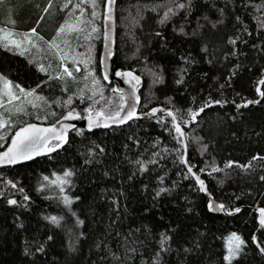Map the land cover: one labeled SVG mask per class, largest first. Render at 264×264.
I'll return each mask as SVG.
<instances>
[{
  "label": "trees",
  "instance_id": "1",
  "mask_svg": "<svg viewBox=\"0 0 264 264\" xmlns=\"http://www.w3.org/2000/svg\"><path fill=\"white\" fill-rule=\"evenodd\" d=\"M48 2L0 0V75L25 90L15 87L16 97L27 96L17 101L20 111L0 106V151L26 122H52L67 110L109 116L122 103L100 77L104 0L95 7L63 0L59 17H46L51 30L72 8L84 16L73 17L80 20L71 48L79 69L70 60L72 75L58 85L57 72L24 40ZM168 8L174 14L160 23ZM5 31L24 45L8 44ZM111 64L141 76L140 111L160 105L174 114L187 164L172 119L159 113L120 127L77 128L52 154L1 168L0 264H229L225 237L233 232L245 243L230 264H264V227L257 230L253 210L264 207V0H117ZM187 166L214 200L239 211L210 212ZM161 233L168 236L163 248Z\"/></svg>",
  "mask_w": 264,
  "mask_h": 264
},
{
  "label": "snow or ice",
  "instance_id": "2",
  "mask_svg": "<svg viewBox=\"0 0 264 264\" xmlns=\"http://www.w3.org/2000/svg\"><path fill=\"white\" fill-rule=\"evenodd\" d=\"M113 0H107V4L105 5V15H104V19L107 20L109 18L108 15V9L111 7ZM190 2V0H189ZM91 3L93 5V7H95V0H91ZM79 5H73V7H78ZM186 7V5L184 4H176L175 8L179 9V8H184ZM47 9H45L46 11ZM81 11H83V9H81ZM170 14H174L173 12V8H168L167 11L164 13V15L160 18V23H164L169 19ZM93 17L97 16V13L95 11H93L92 13ZM79 19V18H78ZM65 25L62 24L60 26V28L57 29V33H60L62 29H64ZM73 30H78L76 28L75 25L72 24H68V31L71 32ZM93 31H95V28H93ZM181 31H183V29H181ZM107 38V37H105ZM230 43H235L234 40H232L230 38ZM17 47H19V45H17ZM61 67L64 68V74H66L67 76H71L72 73L68 70V68L64 67L63 64L61 65ZM78 70V69H77ZM40 71H44V68L41 67ZM117 76H124L126 77V82L132 84V88H133V92H135V84H133V81L138 82L139 81V77L134 76L131 72H121L119 70L116 71L115 73ZM89 75H91V73H89ZM153 75H156V73H153ZM60 78L59 74L58 77ZM107 75L104 76V79H107ZM183 79V77H181L180 80H177L176 83L179 84L181 83V80ZM157 80H159V77H157ZM0 81H4L5 86L7 87L10 82L4 80V77L0 76ZM262 83H264V78H262ZM92 83L98 84L99 82L96 79H93ZM16 88L20 89L21 93H24L25 90L23 88L20 87V85H15ZM113 91H117L120 92V100L123 101L124 96L122 94V90H118V89H114ZM257 91L259 92V88L257 89ZM9 95H11V93H9ZM27 95H32V91L30 90ZM13 99H18L17 97H12ZM37 99H43V97H37ZM111 102V101H110ZM256 101H251L250 103H255ZM70 103V99L69 101L65 102ZM211 103H222L221 101H211ZM249 103L248 101H245V105ZM205 107H207L208 105L205 104ZM33 107H35V105H33ZM237 107H240V105H237ZM120 108H123V103L120 104ZM22 109H17V111H20ZM202 109H198L197 111H201ZM89 109H85V112H88ZM157 111V109L153 108L151 109L152 113H155ZM190 115L195 118L196 116V112H192V110H189ZM135 107L134 106H130L126 115H124L123 117H121V112L119 110L115 111L112 113L111 116L108 115H104L101 111H97L95 113L96 116H102L104 115V119L105 120H115V122L117 123H123L124 120L126 119H130L135 115ZM167 115L172 117V123L174 126V129L176 131V133L183 137V132L181 130L180 125L176 122V117L173 115V113L171 111L167 112ZM68 117L72 116V112H68L67 113ZM96 121H94L93 117L91 115H89L88 117V126L89 128L93 127L96 125ZM3 122H0V127H3ZM66 127V126H65ZM3 137L0 136V139H2ZM52 138H55L56 140L60 141V143L64 142V136L62 135V132L60 130H58L57 128L53 127H40L38 125L35 124H26L23 127L18 128V130L15 131V134L11 137V143L8 145L6 151L4 152H0V163H8V164H14L16 163L18 160H28L31 159L32 156L34 155H38L40 154L41 151H52V149L50 147H48V141ZM182 143V140L180 141ZM56 147H60V144H56ZM101 151H103L101 149ZM257 157H253V159H256ZM181 160L183 161V157H181ZM233 163V161H228L226 167L230 166ZM243 167L247 168L249 167V165H244ZM140 170L143 171L144 170V164L141 163L140 164ZM217 170L218 169H214ZM189 173L192 172V168L189 167L188 168ZM203 171V170H202ZM55 175V173L53 174ZM72 175V173L69 170H65L63 173V177H70ZM45 179H48V177H45ZM261 179H264V177H261ZM57 180L59 181L60 184H64L67 183L68 181L58 177ZM10 183V182H9ZM52 183H57V181H52ZM196 183L199 185L200 187V191H205V186H204V181L201 180L199 178V176H196ZM13 187H15V185H13ZM20 191L22 192L23 189H20ZM61 192H63V188L60 189ZM165 191V189L161 188L156 195L159 196L160 192ZM28 197H25V200H27ZM8 204H16L15 200L9 199ZM71 201L69 199V197L64 196V203L67 205L69 204ZM211 207H213L211 201L209 202V208L211 209ZM219 207L223 208V205H219ZM233 211L238 212L239 209H233ZM259 213L261 214L258 222L260 225L264 226V208L258 209ZM46 219L50 220L51 223L53 224H58L59 222V218L55 217V216H51V217H46ZM77 223H81V221H77ZM255 237H253V242H255ZM168 240V236L161 233V247H164V242ZM245 243V241L243 239H241V237L233 232L230 233L228 237H225V248H226V254L224 255L223 259L225 262H231L232 258H234L235 256L238 255V253L240 252L241 249V245H243ZM43 250V246H41L40 248H37V251H42ZM25 251L27 252V249H25ZM261 251H264V248L261 249ZM157 256H159V253H157ZM158 264V262H157Z\"/></svg>",
  "mask_w": 264,
  "mask_h": 264
},
{
  "label": "water",
  "instance_id": "3",
  "mask_svg": "<svg viewBox=\"0 0 264 264\" xmlns=\"http://www.w3.org/2000/svg\"><path fill=\"white\" fill-rule=\"evenodd\" d=\"M116 3H117V0H113L111 7L108 9L109 18L107 20H105L104 15H105V5L107 4V0H104L103 16H102L101 51H100V57H99L100 75H101V78L105 84H112L113 89L122 90V94L124 96V99L122 101L123 108L119 109V111L121 112V117L126 115L130 106L135 107V113L136 114L132 118L124 120L123 123H117V122H115V120H105L104 115L96 116L95 113H93V114L89 113L88 115L82 117L79 114L74 113L72 111H66L53 122H48V123H38V122H33V121L26 122V123L22 124L21 126H19L18 128L23 127L26 124H35V125H38V126L44 127V128L54 126L58 130H60L62 132V135L64 136V142L63 143H60V141L56 140L55 138L50 139L48 141L47 146L50 147L52 149V151H41L40 154L32 156L31 159H34L36 157L48 156V155L52 154L53 152H55L56 150H59L60 148H62L68 141L69 133L76 128L80 127V128L85 129L86 131H93V130H98V129H109L112 127H120V126L126 125L127 123H129L130 121H132L134 119H147V118L155 117L159 113L163 114V115H167V112L170 111L168 109L163 108L160 105L153 106L146 111H140V108H139L140 107V94H139V92H140L142 85H143L142 78L134 70H131V69H122V68H118V69H114V70L112 69L111 61H112V58H113L114 53H115V41H116ZM105 37H107V38H105ZM117 70H119L121 72H131L134 76L139 77L138 82H136V81L132 82L133 84H135V92H133L132 84L126 82V79H127L126 77L117 76L115 74ZM105 75H107V77H108L107 79H104ZM153 108L157 109V111L155 113L151 112V109H153ZM68 112H72L71 117L67 116ZM89 115H91L93 117L94 121L97 122L96 125L91 127V128H89V126H88ZM170 118L172 119V117H170ZM176 122L178 123L177 120H176ZM18 128L16 130H18ZM181 130L183 132L182 127H181ZM15 131L12 133L7 144L5 145V147L0 152L6 151L8 145L11 143V137L15 134ZM181 138H182L183 145H184L183 160L187 164V162H186V155H187V153H186V142H185L184 132H183V137H181ZM53 141H56L57 144H60V147H56V145L50 146V143ZM31 159L18 160L14 164L0 163V169L5 168V167H10V166H13L16 164H20V163L29 161ZM191 175L194 178V180L196 181V176H198V175H196L193 171L191 172ZM197 186L199 187L198 184H197ZM199 189H200V187H199ZM201 192L204 193L208 197L207 207L210 210V212L216 213V214H225V215H233L236 212V211H227L222 203L214 200V198L208 193L206 186H205V191H201ZM210 201L213 205V207H211V209L209 208V202ZM219 205H223V208L219 207ZM261 208H264V207L257 206L255 208H253L254 212L256 213V220H257V224H258L257 230H260L261 228L264 227V226L260 225L258 222V219L261 215L259 213L258 209H261ZM254 237L256 238V234L254 235ZM255 243L258 246L256 239H255ZM258 248L260 249L259 246H258Z\"/></svg>",
  "mask_w": 264,
  "mask_h": 264
},
{
  "label": "rangeland",
  "instance_id": "4",
  "mask_svg": "<svg viewBox=\"0 0 264 264\" xmlns=\"http://www.w3.org/2000/svg\"><path fill=\"white\" fill-rule=\"evenodd\" d=\"M61 8L63 9V0H49L48 4L45 7V9L47 10L45 11L44 9L42 11V14L40 15L36 23L35 27H38L37 30L34 27L33 29H30L29 31H25V38H24L25 43L28 46H31L35 49L34 56L36 57V59H39V61H43L42 59H45L49 63V68H50L49 70L51 71L55 70L57 72L55 76V78L57 79L55 82V85L61 84L62 81H65L66 79V75L64 74V68L61 67L62 64L64 67H67L68 70L72 73V70L70 66L68 65V62L71 60L73 62L72 67L79 69V66L76 60L73 58V55L71 52V48L73 46L72 45V39L74 35L73 32L75 30L71 32L68 31V24H72L78 27V24H79L77 23L78 19L73 18V17H78L77 16L78 14H76V12H73L74 9L72 8V13H69L66 16L63 15L68 21H66L65 19H63L64 20L63 23L62 22L60 23L59 21H57L56 24H54L53 28L49 30L50 20L46 19V17L48 16H51L53 18L59 17V10ZM90 16L92 17V20L97 19V17H93L92 13ZM79 17L81 18L84 16L81 15ZM80 20L78 22H80ZM62 24L65 25L64 29H62L60 33H57V29L60 28ZM6 30H8V28H6ZM2 37L7 40L8 44H12L15 46L24 45L22 40L15 38L12 32L10 31L3 32ZM57 68H58V71H57ZM58 74L60 78H57ZM4 80L9 81L5 77H4ZM9 93H11V95H9ZM16 95H17V90L11 82L6 87L4 84V81H0V106L3 105L4 109L19 108L18 104L21 102V99L23 98L25 99V97L27 96L25 97L19 96L17 97L18 99H13L12 97H16ZM17 101H20V102L18 103ZM67 111H72V110H67ZM72 112L77 113L75 111H72ZM9 123H11L10 124L11 127L17 124V123L12 124V121H9Z\"/></svg>",
  "mask_w": 264,
  "mask_h": 264
},
{
  "label": "bare ground",
  "instance_id": "5",
  "mask_svg": "<svg viewBox=\"0 0 264 264\" xmlns=\"http://www.w3.org/2000/svg\"><path fill=\"white\" fill-rule=\"evenodd\" d=\"M103 6H104V3H103ZM102 16H103V10H102ZM101 27H102V20H101ZM101 37H102V36H101ZM115 43H116V41H115ZM99 57H100V55H99ZM66 68H67V67H66ZM131 70H133V69H131ZM99 71H100V68H99ZM137 74H138V73H137ZM138 75H139V74H138ZM139 76H140V75H139ZM100 77H101V75H100ZM140 77H141V76H140ZM101 79H102V78H101ZM102 81H103V80H102ZM106 85H112V84H106ZM112 88H113V85H112ZM113 90H114V89H113ZM115 92H117V91H115ZM118 93H120V92H118ZM120 94H121V93H120ZM65 112H66V111H65ZM63 113H64V112H63ZM63 113H62V114H63ZM62 114H61V115H62ZM61 115H60V116H61ZM60 116H59V117H60ZM109 116H110V115H109ZM59 117H58V118H59ZM55 120H56V119H55ZM55 120H53V121H55ZM53 121H52V122H53ZM79 128H80V127H79ZM76 129H77V128H76ZM82 129H83V128H82ZM74 130H75V129H74ZM84 130H85V129H84ZM54 142H55V141H54ZM224 215H225V214H224ZM256 233H257V232H256Z\"/></svg>",
  "mask_w": 264,
  "mask_h": 264
}]
</instances>
